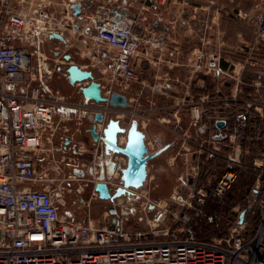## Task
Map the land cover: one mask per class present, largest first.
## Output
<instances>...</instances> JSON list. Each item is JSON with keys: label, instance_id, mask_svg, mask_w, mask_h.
Wrapping results in <instances>:
<instances>
[{"label": "built area", "instance_id": "built-area-1", "mask_svg": "<svg viewBox=\"0 0 264 264\" xmlns=\"http://www.w3.org/2000/svg\"><path fill=\"white\" fill-rule=\"evenodd\" d=\"M65 1L62 8H70L72 18H82L71 26L84 42L85 58L107 80L106 89L98 83L104 103L83 102L80 88L90 80L73 85L80 97L75 104L48 85L58 68H45L43 42L52 34L60 35L66 48L68 42L62 22L46 14L50 3L0 0V264H264V54L255 45L264 43V0H257L253 15L242 18L253 37L238 40L236 48L223 35H203L208 21L196 13L197 7L193 20L180 21L179 32L163 19L149 23L143 15L146 1L140 12L129 11L128 0ZM228 17L233 21V14ZM186 28L195 34L181 35ZM213 38L218 48L206 46ZM54 51L56 56L62 53L58 46ZM143 69L153 76L148 87L160 93L161 102L141 104L137 93L134 102L126 96L130 86L143 83ZM114 94L124 97L127 106L110 108ZM67 108L78 112V126L86 114L98 112L106 117L104 129L115 121L123 130L116 135L119 147L135 123L148 155L157 149L145 128L157 124L171 132L165 151L172 152L167 166L176 171V180L168 198L154 199L146 189L153 185L151 159L143 186L127 188L110 201L108 209L113 207L115 215L107 213L109 225L97 227L88 216L77 220L61 212L64 200L54 196L52 186L63 187L65 157L77 169L75 155L86 152L76 149L74 135L67 134ZM219 122L223 124L217 126ZM102 125H96L98 143ZM115 160L113 181L107 183L110 192L123 189L126 157L117 153ZM247 169L257 174L255 229L246 235V223H238L226 238L198 240L194 219L212 223L205 204L223 202L238 172ZM68 181L78 180L68 175ZM99 183L95 179L93 185ZM97 195L94 187L81 206L88 208ZM125 197L135 203L127 205ZM125 207L131 219L122 212Z\"/></svg>", "mask_w": 264, "mask_h": 264}, {"label": "rangeland", "instance_id": "rangeland-1", "mask_svg": "<svg viewBox=\"0 0 264 264\" xmlns=\"http://www.w3.org/2000/svg\"><path fill=\"white\" fill-rule=\"evenodd\" d=\"M146 1V2H145ZM160 0H128V4L130 7H128L129 11L134 12L138 11L140 12L141 5L143 2H145L146 9L143 10V15L147 19V21L150 23L152 19H163L165 22H168L173 28L176 30L179 29V24L180 21L185 20H190L191 17L193 16L194 8L197 7L195 10L196 13H201V15H205V19L208 21L207 22V28L203 29V35L206 37H213V36H227L233 39V42L231 40H228V45H234L235 48L239 47V43L237 42L236 39L238 40H243L244 36L249 38L250 36L253 37L252 32L250 31L249 27H241L239 31V28L233 27L231 25V22H229L230 18L228 15H226L228 9L231 7V0H165L164 3H159ZM163 1V0H162ZM59 2V0H57ZM150 2V3H149ZM258 3V1L256 0ZM256 3V4H257ZM255 1L254 0H246V5H251L254 6ZM149 7V8H148ZM201 8V9H200ZM185 11L186 15H184ZM46 14L51 15L55 20L61 21L64 28L63 36L65 39H67V48L64 47V45H61V43L55 41V40H44L43 42V47L41 48V56L45 59V66L47 68L52 69H59L60 71L54 72L52 78L49 80L48 85L53 88V89H59V94L65 97V99L72 101V103H78L80 102V97L78 94V91L76 87L69 85L68 82H65L64 80V73L66 72V68L69 67L72 64H76L79 67H81L83 70L90 71L92 72V75L94 77V80L97 83H100L101 85H104L105 89L107 88V80L101 76L96 70H93L90 66V62L85 58L84 56V42L82 41V38L78 39L79 35L74 27L71 26V21L74 20V22H79L82 21L81 16L78 17H73V11L69 9H64L59 7L55 11H53L50 7H47L46 9ZM140 19H142L143 15L141 13H138ZM187 16V17H185ZM217 16V18H216ZM228 17V18H227ZM174 18V19H172ZM174 20V21H172ZM177 20V21H175ZM193 20V19H191ZM142 21V20H141ZM212 25V27H211ZM192 26V25H189ZM181 29H179V32ZM191 33L188 32L187 28L185 29V32H182L181 35H194L195 31L192 29H189ZM149 31V30H148ZM238 33H240L239 36ZM180 34V33H179ZM180 36V35H177ZM234 36V37H233ZM236 36V37H235ZM214 39V38H213ZM216 39V38H215ZM215 39L207 44V47L210 48H218L219 45L215 41ZM177 40V38H176ZM175 40V41H176ZM235 40V41H234ZM255 42V40H254ZM253 42V43H254ZM169 46L176 45V43H171L168 44ZM256 46L259 47V50L263 51L264 54V43L261 42L260 40L256 41ZM58 46L60 50H62V53H60L58 56L54 55V47ZM51 48V49H50ZM222 52H225L226 50V43L221 45L220 47ZM61 52V51H60ZM257 51L254 50V53ZM68 56V60H64L63 57ZM264 59V58H262ZM174 72L176 73L177 70L174 69ZM160 74V72L158 73ZM157 76H160L158 75ZM140 77L143 80V83H137L136 85L130 86L127 91H126V96L128 98L133 99L132 102H134L135 98L139 96V102H142L141 104H145L147 101L154 100L156 102H161L162 101V96L160 95L159 92H154L150 91V88L148 87L149 85L152 84L154 81L152 75H148L146 70L143 69V71L140 72ZM59 78V79H58ZM144 81H146V84L144 85ZM68 83V84H67ZM57 86V87H56ZM59 87V88H58ZM137 93V96L135 97V94ZM155 95V96H153ZM160 96V97H158ZM157 99L155 100V98ZM170 101H174L175 99L170 98ZM66 116L70 119L69 121L66 122L67 126V134L69 135H74L76 133V129L80 130L81 135L83 134V131L89 126L87 124L88 118L85 119L83 118L81 126L77 125V115L78 112H74L71 109H66L65 112ZM143 116V119L145 120L146 113ZM85 120V121H84ZM147 132L150 135H155V136H163L168 138V134H165L158 130L156 127H147L145 128ZM164 134V135H163ZM82 140H84L83 136L81 137ZM69 166V165H68ZM158 181L156 180V184L151 185L150 187V193L151 196H153L154 199H165L168 198L169 193H170V188L175 182L174 176L172 174L168 173V171L165 169L164 164H158ZM64 167V165H63ZM67 169V167H64L63 169ZM79 184L81 182L77 181ZM254 186V185H253ZM254 189V188H253ZM253 195V193H252ZM87 195L82 194H77L73 196L72 200L63 199L64 200V208L61 210V212L65 213L69 218H75L77 220H82L84 217L88 216L91 219V222L97 226V227H104L110 224L111 219L108 216V207L110 206V201L109 200H92L89 204L88 208H84L81 205V201L87 200ZM253 197L249 198L248 203L249 204H254V199ZM124 203H127L129 205L130 203L133 204L135 203V199L132 197H125ZM247 203V204H248ZM242 207H234L232 210V218L234 221L237 220V216L240 213ZM256 208V207H255ZM235 209H237L235 211ZM125 211L128 215V217L131 219L132 214L130 210L125 207L122 212ZM230 215V217H231ZM247 217V216H245ZM250 216L247 217L246 222L247 225L248 222L250 221ZM253 223V221H251ZM227 237V231L221 236V237H212L211 239H223Z\"/></svg>", "mask_w": 264, "mask_h": 264}, {"label": "water", "instance_id": "water-1", "mask_svg": "<svg viewBox=\"0 0 264 264\" xmlns=\"http://www.w3.org/2000/svg\"><path fill=\"white\" fill-rule=\"evenodd\" d=\"M50 39H55L60 42H64L63 38L58 34H52L49 36ZM56 55V53H54ZM65 60H68L69 57L65 56ZM68 74L67 80L69 85L73 86L77 82H83L90 80V83L80 88V94L82 95L83 102L88 103L93 101L95 103L104 102L105 99L100 96V86L98 83L92 80V75L90 71L80 70L76 65H71L66 69ZM109 105L111 106H125L124 97L112 96L109 100ZM94 121H101V115L95 114ZM223 123H217V126H221ZM117 123L115 121H110L106 128L103 130V136L100 138L101 142L104 145L105 151L114 152L123 155L126 157V167L121 170V182L123 189L117 190L112 196L109 195L107 187L99 183L95 186V191L98 194V197L102 200L112 201L115 197H119L124 194L125 189H139L143 186V183L146 178V163L151 159L159 156L163 151H165L166 146L162 149L155 151L153 154L148 155L147 150L144 146V135L137 130L135 123H132L128 132L127 140L123 147H119L116 144V135L117 133H122ZM90 135L94 142L97 141L98 136L94 130H90ZM108 173L111 174V164H107ZM109 214L115 215V209L110 207L108 209ZM239 223L242 221L240 219Z\"/></svg>", "mask_w": 264, "mask_h": 264}, {"label": "flooded vegetation", "instance_id": "flooded-vegetation-1", "mask_svg": "<svg viewBox=\"0 0 264 264\" xmlns=\"http://www.w3.org/2000/svg\"><path fill=\"white\" fill-rule=\"evenodd\" d=\"M46 40H48V39H46ZM51 40H55V39H51ZM55 41L60 42L58 40H55ZM74 65H76V64H74ZM76 66L78 67V65H76ZM45 68H46V66H45ZM58 71H60V68L58 69ZM91 75H92V72H91ZM62 80H64L65 82H68L67 78H64ZM92 80L95 82L93 75H92ZM68 86H69V84H68ZM114 95L117 96V94H114ZM114 95H112V96H114ZM104 102H102V103H104ZM107 104H108V106L110 108H114V107L124 108V107L127 106L126 102H125V106L124 107L111 106V105H109V101H108ZM97 114L101 115V121H94L95 114H93V115L92 114H86L85 117H84L85 119L88 118L87 124H89V126L85 129V131H83V135L88 137L93 144L98 143L99 140L97 139L96 142H94L92 140V137L90 135V130H94L95 133L97 134V132H96V125L97 124H103L101 130H104V128H103L104 127V121L106 120L105 115H103L101 112H98ZM107 114H110V113L107 112L106 115ZM122 123L123 122H119L120 125H122ZM80 132L81 131L79 130V134H81ZM97 136H98V134H97ZM166 144L167 143L162 144L161 146H159L157 148V150L162 149L163 147L166 146ZM89 153L90 152H89V149H88L86 152H84L81 155H77V154L75 155L74 158L86 161L85 164L79 165V168H77V169H72L70 166H68L67 160L70 157L69 156L65 157V160L62 163L61 172H60V177H64V179H65V181L62 182L63 183V187H61L60 190L57 189L58 188L57 187V183L52 186V189L54 191V196L56 198L61 197V198L65 199V200L67 198L69 200H72V198H74L73 196L76 195L77 190L80 187L82 188L81 189V194L84 193V195H87L86 197H88V196H90V194L94 190L95 185H93V183H94L95 179H97V181H100V183L104 184L107 187V189H108V184H109L110 181H113L112 179L114 178V174H115V171L117 169V162L115 160V157H116L117 153H114V152H111V151L107 153L105 151L104 145H103V143L101 141L98 143V147H97L95 156L93 158L90 157ZM89 158L92 159V165H88V163H87ZM108 163L111 164V174L108 173V170H109L108 166H107ZM63 165H64V167H67V169L66 168L63 169L64 168ZM94 167L96 169V173H94L95 172ZM68 175H75L77 177V180L79 182H81V184H79L77 181L69 182L68 181ZM94 175H95V177H94ZM108 192H109L110 196H112L115 193V192H110L109 190H108ZM97 198L99 200H102V199H100L98 197V195H97Z\"/></svg>", "mask_w": 264, "mask_h": 264}, {"label": "trees", "instance_id": "trees-1", "mask_svg": "<svg viewBox=\"0 0 264 264\" xmlns=\"http://www.w3.org/2000/svg\"><path fill=\"white\" fill-rule=\"evenodd\" d=\"M256 176L257 174L251 169L239 171L236 182L223 202L209 201L205 204L204 212L213 216V222L208 223L204 218L194 219V228L198 240L210 241L212 237H221L231 226L237 225L240 219L242 223H246V235L252 233L257 225L259 210L256 205L249 204L248 201L253 196V185ZM235 206L242 207L236 221L231 215ZM245 216L251 218L248 222L249 225H247V217Z\"/></svg>", "mask_w": 264, "mask_h": 264}, {"label": "crops", "instance_id": "crops-1", "mask_svg": "<svg viewBox=\"0 0 264 264\" xmlns=\"http://www.w3.org/2000/svg\"><path fill=\"white\" fill-rule=\"evenodd\" d=\"M43 1L45 4L50 3V5L48 7H50L53 11H55L56 9H58L59 7H61L63 5V3H65V0H59V2H57V0H40ZM254 6L251 5H246V0H231V8L228 9L226 15H228L229 13L233 14V21L231 19H229L231 22V25L234 27L239 28V31L241 27H247L246 26V21H244L242 18L246 17L248 18L249 16L253 15V13L255 12L257 6L259 4H256V0ZM217 18V16H216ZM228 18V17H227ZM240 33H238L239 36ZM235 36V37H236ZM234 37V36H233ZM226 40H231L233 42V39H231L230 37H225ZM252 36H250L249 38H247L246 36H244L243 40H251ZM238 41V39H236ZM235 41V40H234ZM148 127H156L158 130H160L161 132L168 134V138L167 137H163V136H155V135H150L148 132L145 133L146 137L148 140H150V142L153 144V146L155 147V149H157L159 146H161L164 143H167L170 141L171 139V132L167 131V129H165L164 127L157 125V124H150ZM164 135V134H163ZM83 136L84 140L81 139V137ZM73 143L75 145V148L77 149L78 146L82 147V149L84 150H88L89 149V154L90 157L93 158L95 156L96 153V149L98 146H96L95 144H93L91 142V140L86 137L85 135H81V134H76L73 138ZM170 155H172L171 151H165L163 153H161L159 156L155 157L154 159L151 160L150 165H151V174L153 175V182L152 184H156V180L158 181V166L157 163L159 164H164L165 169L168 171V173L172 174V176H174L175 180H176V171L172 170L171 168H169L167 165L168 163V159L170 157ZM89 158L88 160V165H92V159ZM75 163L77 165H83L86 163L85 160H81V159H74ZM175 184V182H174ZM173 184V185H174ZM173 185L170 188V191L173 187ZM151 185H149L148 187L146 186V189L149 191V194L151 196L150 193V187ZM153 198V196H151Z\"/></svg>", "mask_w": 264, "mask_h": 264}]
</instances>
